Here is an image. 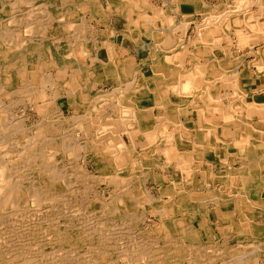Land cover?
<instances>
[{
    "label": "rangeland",
    "instance_id": "rangeland-1",
    "mask_svg": "<svg viewBox=\"0 0 264 264\" xmlns=\"http://www.w3.org/2000/svg\"><path fill=\"white\" fill-rule=\"evenodd\" d=\"M72 1L0 0V264H234L238 257L264 264L262 207L251 203L255 212L235 210L231 218L225 215L224 225L214 214L233 204L237 194L227 196L230 189L213 187L207 197L211 189L195 198L178 193L175 199L164 190L160 172L152 169L157 158L149 165L136 159L147 142L131 150L125 132L123 148L119 140L95 133L104 135L102 124L113 110H94V97L99 91L111 93L117 83L97 69L85 82L88 88L96 86L84 102L63 81L72 70L63 72L57 65L69 59L66 45L75 43L80 28ZM207 1L210 7L220 2ZM202 17H195L188 40L209 21ZM86 21L84 35L92 39L93 26ZM59 23L73 27L65 32L56 27ZM231 36H224L226 42ZM102 46L99 54L108 58ZM85 62L73 67L85 69ZM34 71L40 72L36 81L27 75ZM21 72L26 75L15 76ZM71 93L75 98L68 100ZM119 152L125 165L114 161ZM166 173L173 180L175 172ZM243 218L244 227L237 222Z\"/></svg>",
    "mask_w": 264,
    "mask_h": 264
},
{
    "label": "crops",
    "instance_id": "crops-1",
    "mask_svg": "<svg viewBox=\"0 0 264 264\" xmlns=\"http://www.w3.org/2000/svg\"><path fill=\"white\" fill-rule=\"evenodd\" d=\"M92 1L95 0H73L70 10L77 18H80L81 11V17L89 19L92 26L99 30L101 39L98 40L97 55L102 61L87 70L77 69L71 64L70 76L75 77L77 72L79 82L63 81L72 86L78 100L86 102L91 97L87 94L89 89H93L96 83L88 88L85 82L97 75V69H104L108 77L116 80L117 88L111 93L99 91L94 97V110H113L107 118L112 121L102 124L104 135L95 132L100 135L98 137L119 140L123 148L125 144L121 142V133L125 132L129 136L128 149L131 150L136 149L140 141L147 142L136 159H140L143 165L140 156L144 153L156 157V168L153 170L164 175V179H160L165 181L164 190L169 184L173 196L177 192L179 195L186 194L187 198H195L211 188L212 192L205 193L207 197L214 192L213 187L219 188V192L225 188L230 189L225 191L227 196L232 198L237 193L235 196L238 197L242 191L239 194L250 204L255 203L264 210L261 191L264 190V0H245V6H248L245 12H236L220 25L221 28L224 25L227 27L224 28L228 32L227 37L232 35L231 43L226 42V37L218 30L213 37L207 36L210 30L206 29L189 40L188 35L193 23H197V15H202L204 19L210 15L220 20L237 10V2L242 0H220L214 7H210L207 0H101L105 4L97 8ZM155 31L163 37H155ZM103 44L109 52L108 58L99 54ZM127 44L134 48H127ZM181 72L185 75L196 72L197 75L194 74L191 79L195 84L193 95L183 93ZM124 84L130 87L125 88ZM71 94L66 96L68 100L72 96L75 98ZM208 95L215 99V105L204 101ZM196 96L204 98H200L199 107ZM74 105L75 102L71 108ZM128 109H133V112L128 113ZM216 110L229 112L231 117L219 118ZM212 111H216L215 117L205 120L206 112L211 115ZM122 115L126 120H121ZM212 126L216 129L214 136L206 130ZM106 132H109L108 136H105ZM157 142L161 143L156 145ZM181 153L190 155L191 160L186 163L178 161L177 156ZM162 159L166 160V165L158 162ZM114 161L120 166L125 163L124 155L119 152ZM209 167L210 179L204 175ZM185 170L191 173L187 179L184 177ZM171 171L175 172L173 180L165 174ZM243 171H247L248 175L237 178L238 173ZM225 173L235 177L232 181H223L219 175ZM172 182L179 188L178 191ZM188 187L191 188L189 192Z\"/></svg>",
    "mask_w": 264,
    "mask_h": 264
},
{
    "label": "bare ground",
    "instance_id": "bare-ground-1",
    "mask_svg": "<svg viewBox=\"0 0 264 264\" xmlns=\"http://www.w3.org/2000/svg\"><path fill=\"white\" fill-rule=\"evenodd\" d=\"M86 2V1H85ZM63 3V2H62ZM64 3H68V2H64ZM92 4H94L93 2H91ZM99 2H97V4H98ZM136 3H138V2H136ZM195 3V2H194ZM193 3V4H194ZM238 3V5H237V10H233V13L231 14V15H229V16H226L225 18H222V19H220V20H217V18L216 17H213V16H208L209 17V21L200 29V31H203V30H210V32L209 33H207V36H209V37H213L216 33H215V30H218V31H222V32H220V34H223L224 36H226V35H228L227 34V32H226V30H224V28H227L224 24L226 23L225 21H227V20H229L230 18H231V16H233V15H236L238 12H242V13H244L245 12V7H248V6H245V0H242V1H240V2H237ZM96 4V5H97ZM105 3H103V1L102 2H100L98 5L99 6H101L102 7V5H104ZM252 4V3H251ZM138 5V4H137ZM124 8V7H123ZM250 8V7H249ZM105 9V8H104ZM210 9V8H209ZM1 10V9H0ZM2 11V10H1ZM152 11V10H151ZM176 11V10H175ZM247 11V10H246ZM207 12V11H206ZM209 12H210V10H209ZM214 12V11H213ZM237 12V13H236ZM34 15V14H33ZM72 15V14H71ZM133 15V14H132ZM194 15V14H193ZM217 15V14H216ZM86 16V15H85ZM211 17V18H210ZM191 19H193V18H191ZM85 20H86V18H85ZM61 21V20H60ZM79 21H80V28H79V30H78V33H76L75 34V43H70L69 45H66V46H68V50H66V53L65 54H67L66 56H68L69 57V59L68 58H65V59H68L66 62H63V63H58V65H57V67L59 66V67H61V69H62V71L63 72H65V71H68L67 69H69L70 67H71V64L73 65V64H76L78 61H82V60H85L86 62V65H85V70H87V68H90V67H92L93 65H95V64H97V62L98 61H102L100 58H99V56L97 55V50H98V39H99V37H97V38H95V35H94V33L96 34V33H98L99 32V30H97V28L96 29H93V27L91 28V33H93V36H92V39H87L86 38V36L84 35V33L86 32V23H88L87 21H84V18H79ZM131 21H132V19H131ZM71 23V22H70ZM73 24L75 23L74 21L72 22ZM176 23V22H175ZM190 23V22H189ZM222 23H224L223 25H224V28H221V24ZM73 24L71 25H65V24H63V23H59V25H57L56 27H58V28H63L64 29V31L65 32H69L71 29H72V27H73ZM183 24V23H182ZM112 25V24H111ZM148 25H151V24H148ZM229 25V23L227 24V26ZM175 26V25H174ZM168 27V26H167ZM248 27V26H247ZM123 28V27H122ZM99 29V28H98ZM169 29H171V27L169 28ZM51 30V29H50ZM95 30H97V31H95ZM161 30V29H160ZM46 31V30H45ZM93 31V32H92ZM183 31V30H182ZM42 32V31H41ZM41 32H39V33H41ZM38 33V34H39ZM45 33V32H44ZM28 34V33H27ZM153 34H154V36L155 37H158V35H159V33L158 34H156V31L155 32H153ZM222 35V36H223ZM5 36H7V35H5ZM45 36H47V32H46V34H45ZM160 36V38H162L163 37V34H160L159 35ZM23 37V36H22ZM62 37V36H61ZM65 37V36H64ZM73 37H74V34H73ZM26 38V37H25ZM49 38H51L50 37V35H49ZM59 38V37H58ZM147 38V37H146ZM112 39V38H111ZM182 40V39H181ZM5 43H6V41H4ZM22 42H24V40L22 41ZM170 42V41H169ZM172 42V41H171ZM91 44V45H90ZM24 44H20V46H23ZM104 45V44H103ZM120 45V44H119ZM135 45V44H134ZM161 45H162V43H161ZM89 46H91V48L89 47ZM110 47V46H109ZM139 47V46H138ZM163 47V46H162ZM114 48V47H113ZM124 48V47H123ZM126 48V47H125ZM141 48V47H140ZM158 48V47H157ZM156 48V49H157ZM109 49V48H108ZM52 50V49H51ZM148 50V49H147ZM161 50V49H160ZM56 51V50H55ZM115 51H116V49H115ZM163 51V50H162ZM25 52H26V50H25ZM33 52V51H32ZM54 52V51H53ZM59 52V51H58ZM164 52V51H163ZM166 52V51H165ZM175 52V51H174ZM35 53H36V51H35ZM61 53V52H60ZM150 53V52H149ZM48 54V53H47ZM151 54H152V52H151ZM55 55V54H54ZM59 55V54H58ZM116 55V54H115ZM150 55V54H149ZM131 56V55H130ZM136 56V55H135ZM63 57V55H61V58ZM114 57V56H113ZM117 57V56H116ZM153 57H155V56H153ZM176 57H177V55H176ZM115 58V57H114ZM105 62V61H104ZM121 62V61H120ZM110 63V62H109ZM27 63H25V65H26ZM62 64V65H61ZM65 68H64V67ZM82 66V65H81ZM116 66V65H115ZM155 66V65H154ZM153 66V67H154ZM109 67V66H108ZM108 67H106V68H108ZM99 68V67H98ZM60 69V70H61ZM94 69V68H93ZM34 70V69H33ZM37 70V69H36ZM28 71V70H27ZM38 71V70H37ZM120 72V71H119ZM22 73V72H21ZM39 73L40 72H36V71H34V72H29V73H27V75L28 76H32L33 77V80H35V79H37L38 78V75H39ZM157 73V72H156ZM15 74V73H14ZM13 74V75H14ZM197 75L196 74V72H192L191 74H184L183 72H181V88H182V90H183V93L184 94H191V95H193L195 92V84H193V82H192V77H193V75ZM26 74L25 73H22V75H17V74H15V76H21V77H24ZM75 75V74H74ZM140 76V75H139ZM248 76V75H247ZM76 77V78H75ZM75 77H72V76H68V78H67V80L66 81H75V82H77V84H78V82L79 81H77V79L79 78L78 77V73L76 72V76ZM90 77V76H89ZM238 77V76H237ZM246 77V76H245ZM170 78V77H169ZM176 78V77H175ZM226 78V77H225ZM166 79V78H165ZM36 81V80H35ZM197 81V80H196ZM225 81V80H224ZM83 82V81H82ZM145 83V82H144ZM239 83V82H238ZM84 84V83H83ZM126 84V83H125ZM124 84V85H125ZM127 84H129V83H127ZM177 84V83H176ZM179 84V83H178ZM37 85V84H36ZM121 85V84H120ZM126 87L125 88H129V87H127L128 85H125ZM132 86V85H131ZM135 86V85H134ZM79 87H80V85H79ZM95 87V86H94ZM83 88V87H82ZM238 88V87H237ZM95 89V88H94ZM122 89V88H121ZM130 89H133V87H131ZM81 89L79 88L78 89V92H79V94L81 95V91H80ZM90 90V89H89ZM140 90V89H139ZM24 91V90H23ZM125 91H127V90H125ZM17 92V91H16ZM144 92V91H143ZM133 93V92H132ZM16 94H18V93H16ZM172 94H174V93H172ZM179 94V93H178ZM133 95V94H132ZM129 96V95H128ZM139 96V95H138ZM188 97V96H187ZM85 98V97H84ZM200 98H203V97H201V96H196V101H197V106L199 107V103L200 102H202V99H200ZM100 99H102V98H100ZM186 99V98H185ZM188 99V98H187ZM204 99V98H203ZM230 99V98H229ZM92 100H93V98H92ZM119 100V99H118ZM150 100V99H149ZM181 100H182V97H181ZM180 100V101H181ZM109 101H110V99H109ZM145 101V100H144ZM189 101V100H188ZM204 101H206V102H209V103H212V104H214L215 105V99L212 97V96H210V95H208L206 98H205V100ZM119 102V101H118ZM147 102V101H146ZM150 102V101H149ZM130 103V102H129ZM132 103V102H131ZM152 103V102H151ZM147 104V103H146ZM188 104V103H187ZM220 104V103H219ZM219 104H218V106H219ZM183 105V104H182ZM99 106V105H98ZM136 106V105H135ZM176 107V106H175ZM189 107V106H188ZM6 108V107H5ZM103 108V107H102ZM131 108V107H130ZM181 108V107H180ZM196 109H199V108H196ZM120 110V109H119ZM118 110V111H119ZM149 110V109H148ZM153 110V109H152ZM176 110H177V108H176ZM137 111V110H136ZM216 111H218V110H216ZM216 111H212L211 112V115L209 114V112L207 113L206 112V115H207V117H206V119L205 120H207L209 117L211 118V117H215V115H216ZM169 112V111H168ZM219 112V114H218V116L217 117H219L220 118V116H221V118H223V119H227V118H230L231 116H230V114H229V112L227 113V112H222V111H218ZM119 113V112H118ZM165 114V113H164ZM170 114V113H169ZM183 114V113H182ZM90 115V114H89ZM131 115V114H130ZM135 116V115H134ZM146 116V115H145ZM130 117V116H129ZM136 117V116H135ZM146 118H147V116H146ZM209 118V119H210ZM119 119V118H118ZM117 119V120H118ZM133 119V118H132ZM149 119V118H148ZM156 119V118H155ZM114 120V119H113ZM139 120V119H138ZM109 121H112V120H109ZM132 121H134V120H132ZM122 122V121H121ZM126 123V122H125ZM124 123V124H125ZM128 123V122H127ZM129 123H131V122H129ZM139 123V122H138ZM241 123V122H240ZM140 124V123H139ZM134 125V124H133ZM221 127V126H220ZM205 128H207V127H205ZM126 130V129H125ZM137 130V129H136ZM147 130V129H146ZM179 130V129H178ZM204 130V129H203ZM207 130V132L209 133L210 132V134H212L213 133V136L215 135V127H211V128H208V129H206ZM142 131V130H141ZM205 132V131H204ZM109 133V132H108ZM120 133V132H119ZM127 133H128V131H127ZM191 133V132H190ZM201 133V132H200ZM111 134V133H110ZM118 134V133H117ZM135 134H136V132H135ZM152 134V133H151ZM103 135V134H102ZM115 135V134H114ZM129 135V134H128ZM100 136V135H99ZM113 136V135H112ZM105 137V136H104ZM111 137V136H110ZM129 137V136H128ZM212 137V136H211ZM107 138V137H106ZM215 138V137H214ZM234 138H236L235 136H234ZM144 139V138H143ZM154 139V138H153ZM206 140V139H205ZM193 141V140H192ZM196 141V140H195ZM206 142V141H205ZM137 143V142H136ZM167 145V144H166ZM156 147V146H155ZM226 148V147H225ZM146 149V148H145ZM144 149V150H145ZM156 153V152H155ZM84 154V153H83ZM154 154V153H153ZM251 154H253L252 152H251ZM129 155V154H128ZM180 156H181V158H180ZM189 156L190 155H185V153H181V155H178L177 156V158H178V161H184L185 163L187 162V161H190L191 160V158H189ZM123 158V157H122ZM140 158L142 159V161H143V164H145L146 162V164L147 165H149V164H151V162L153 161V157L151 156V154L149 155L148 153H144L142 156H140ZM241 158V157H240ZM249 158V157H248ZM151 159V160H150ZM182 159V160H181ZM117 160V159H116ZM238 161V160H237ZM177 163V162H176ZM179 163V162H178ZM237 163V162H236ZM240 163V162H239ZM123 164H125V163H123ZM235 164V163H234ZM244 164V163H243ZM252 164V163H251ZM194 166V165H193ZM251 166H253V165H251ZM152 168V167H151ZM152 169H154V168H152ZM152 171V170H151ZM181 171V170H180ZM186 171V170H185ZM209 171V172H208ZM187 173H184V177L187 179V178H189V176L191 175V173H189V171H186ZM196 173V172H195ZM210 173H211V168L209 167L208 168V170L206 171V174H204L205 176H206V178H209L210 179ZM167 174V173H166ZM250 174V173H249ZM160 175H161V177H158L159 179H164V175L163 174H161L160 173ZM248 175V173H247V171H243V173H242V176L243 177H245V176H247ZM194 177H196V176H194ZM219 177L220 178H222L223 179V181H229V180H231L232 181V179H233V177H235V176H233V175H231L230 177H229V175H227L226 173L225 174H223V175H219ZM149 179V178H148ZM166 181H168V180H166ZM237 184V183H236ZM243 185V184H242ZM186 186V185H185ZM199 186V185H198ZM239 187V186H238ZM241 187V186H240ZM183 188V187H182ZM185 189V188H184ZM208 189H211V188H208ZM254 189V188H253ZM171 190H172V188L170 187V185L168 184L167 185V187H166V192L167 193H171ZM183 190V189H182ZM194 190V189H193ZM196 190V189H195ZM181 191V190H180ZM204 191V190H203ZM262 191V195H264V190H261ZM176 194V193H175ZM237 194V193H236ZM177 195V194H176ZM189 195V194H188ZM175 196V195H174ZM11 197H13V195L11 196ZM213 197H215V195L213 196ZM212 197V198H213ZM219 199V198H218ZM234 199H236V200H232L233 201V204H229V205H227L226 207L225 206H221L217 211H216V213L214 214L215 215V218H217V219H219L224 225H225V220H227V218H226V216L225 215H228L229 217H230V214L232 215L234 212H235V210H240V212H244V211H251V212H255V210H253L254 208L252 207V206H250L249 204H250V202L247 200V198H244V197H235ZM263 199V198H262ZM160 200V199H159ZM187 201V200H186ZM190 201V200H189ZM201 201V200H200ZM188 203V202H187ZM204 203V202H203ZM202 204V203H201ZM3 205H5V204H3ZM169 205H171V204H169ZM4 208V207H3ZM209 209V208H208ZM165 214V213H164ZM249 215V214H248ZM241 216V215H240ZM214 218V217H213ZM231 218V217H230ZM208 220V219H207ZM218 220V221H219ZM206 221V220H205ZM246 220H245V218H243L242 220H240V221H237L238 222V224H239V226H242V227H244V223L243 222H245ZM251 223L253 224V222L251 221ZM250 223V224H251ZM251 224V225H252ZM235 226H236V224H235ZM253 226V225H252ZM259 227H261V225H258ZM245 227H248V229H251V226H248V224L245 226ZM259 227H255L254 226V229L255 228H259ZM190 230H191V228H190ZM242 245V244H241ZM142 257V256H141ZM235 257V256H234ZM259 257V256H258ZM237 257H235V259H236ZM246 258V257H245ZM254 258V257H253ZM235 261V263L234 264H252L249 260H246V259H243V258H237L236 260H234ZM65 263V262H64Z\"/></svg>",
    "mask_w": 264,
    "mask_h": 264
}]
</instances>
